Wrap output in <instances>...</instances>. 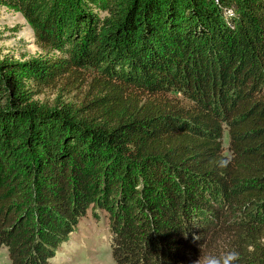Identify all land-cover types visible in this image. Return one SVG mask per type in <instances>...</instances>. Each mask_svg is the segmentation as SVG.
Instances as JSON below:
<instances>
[{"label":"trees","instance_id":"trees-1","mask_svg":"<svg viewBox=\"0 0 264 264\" xmlns=\"http://www.w3.org/2000/svg\"><path fill=\"white\" fill-rule=\"evenodd\" d=\"M0 5L49 50L0 52V247L11 264H52L99 210L115 264L231 250L236 264H264V0ZM56 86L80 100H33Z\"/></svg>","mask_w":264,"mask_h":264},{"label":"rangeland","instance_id":"rangeland-1","mask_svg":"<svg viewBox=\"0 0 264 264\" xmlns=\"http://www.w3.org/2000/svg\"><path fill=\"white\" fill-rule=\"evenodd\" d=\"M36 42L33 31L20 12L0 5V52L14 58L26 59L29 56L46 54ZM52 54V52H50ZM81 95L56 87H46L33 95L38 103L54 105L56 103L79 101ZM223 146L227 151L228 136H223ZM98 217L88 211L82 218L77 229L63 242L52 264H115L110 249V232L107 215L99 210ZM202 259L198 264H203ZM0 264H11L7 249L0 247Z\"/></svg>","mask_w":264,"mask_h":264},{"label":"clouds","instance_id":"clouds-1","mask_svg":"<svg viewBox=\"0 0 264 264\" xmlns=\"http://www.w3.org/2000/svg\"><path fill=\"white\" fill-rule=\"evenodd\" d=\"M231 157L221 160L220 166L226 167L230 162ZM240 254L235 250L228 251L222 255H209L204 258L203 264H236L239 260ZM194 264H198V260L194 262Z\"/></svg>","mask_w":264,"mask_h":264}]
</instances>
